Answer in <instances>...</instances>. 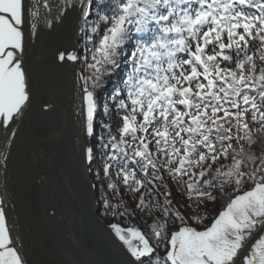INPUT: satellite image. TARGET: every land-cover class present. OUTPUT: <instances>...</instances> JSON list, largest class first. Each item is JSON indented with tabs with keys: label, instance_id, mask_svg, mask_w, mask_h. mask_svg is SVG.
I'll return each mask as SVG.
<instances>
[{
	"label": "snow or ice",
	"instance_id": "snow-or-ice-1",
	"mask_svg": "<svg viewBox=\"0 0 264 264\" xmlns=\"http://www.w3.org/2000/svg\"><path fill=\"white\" fill-rule=\"evenodd\" d=\"M77 5L83 56L72 49L56 59L82 66L74 76L87 137H96L98 92L126 66L112 98L116 132L105 125L106 139L82 155L88 164L97 151L103 157L105 215L152 218L147 232L109 225L129 264H264V148L254 150V134H264V0H0L5 148L31 103L30 38L41 20L50 29ZM105 184L113 196L123 185L135 207L114 205ZM4 204L0 198V264H28Z\"/></svg>",
	"mask_w": 264,
	"mask_h": 264
},
{
	"label": "water",
	"instance_id": "water-1",
	"mask_svg": "<svg viewBox=\"0 0 264 264\" xmlns=\"http://www.w3.org/2000/svg\"><path fill=\"white\" fill-rule=\"evenodd\" d=\"M78 8L69 9L50 29L41 20L38 34L29 40L31 103L14 142L5 148L0 138V152L8 157L5 165L0 156V198L28 264H129L98 216L82 155L78 64L73 68L56 59L59 51L80 52ZM45 11L41 8L42 16Z\"/></svg>",
	"mask_w": 264,
	"mask_h": 264
},
{
	"label": "trees",
	"instance_id": "trees-1",
	"mask_svg": "<svg viewBox=\"0 0 264 264\" xmlns=\"http://www.w3.org/2000/svg\"><path fill=\"white\" fill-rule=\"evenodd\" d=\"M245 10L250 13L254 11L252 9H245ZM91 19L94 20L95 16L93 15ZM84 41H85V37L81 33V40H80L81 56H83ZM257 57H258V54H257ZM257 64H258V70H259L260 65H259L258 58H257ZM77 67H78V71L82 70V66L80 64H78ZM125 73H126V66L125 64L122 63L119 71H117L115 75H112L111 77L106 78L107 86L98 92L99 111L95 114L96 137L94 138L87 137L85 147L87 146L95 147L101 137H105L106 139V133L108 131V128L104 127L105 125H110L111 131L113 133L116 132V125L118 124L120 120V115L117 114L118 110L116 109L112 98L114 95V91L116 89L123 87L122 80L125 78ZM106 108H107V112L105 111ZM254 139L256 141L254 150L257 152V154H259L261 149L264 148V134H254ZM102 165H103V157L99 151L95 153L94 161L91 164L87 163V169H88L91 183L92 185H96V187L93 189H94L95 199H96L97 207H98V216L100 220L102 221L103 225L106 228H109V225L111 223H117L124 228L138 227L140 230L147 232L148 225L152 222V218L149 217L147 214H144L143 216H141L139 213H137V215L129 216L126 219L113 217L111 214L105 215L103 204L101 202V191H100L101 185H100V182L97 180V173H99L101 177L103 176ZM103 187L108 194V198L114 205L119 204L121 202V199H123V201L128 203L130 208L135 207L136 200L133 199L131 194H127L123 191V185H120V192L115 196H113L110 190H107L106 184ZM145 199L147 201L148 199H150V197H145ZM222 203H223L222 201H219L215 205L209 204L208 206L209 215L210 216L214 215L216 213V210L221 207ZM122 210L123 209H121V211ZM208 223H210V220L208 221Z\"/></svg>",
	"mask_w": 264,
	"mask_h": 264
},
{
	"label": "rangeland",
	"instance_id": "rangeland-1",
	"mask_svg": "<svg viewBox=\"0 0 264 264\" xmlns=\"http://www.w3.org/2000/svg\"><path fill=\"white\" fill-rule=\"evenodd\" d=\"M84 134H85V143H86L87 135H86L85 132H84ZM86 163H87V161H86ZM107 229L110 232V234L112 235V237L114 238V240L116 241V243L118 244V246L120 247V249L122 250V252L124 253V255L126 256V258L128 259V261H129L130 257L128 255V253L126 252V250L124 249V247L122 246L121 242L117 238H115V236H114L113 232L111 231V229H109V228H107ZM261 231L256 236H253L251 238L249 244H251L261 234Z\"/></svg>",
	"mask_w": 264,
	"mask_h": 264
}]
</instances>
